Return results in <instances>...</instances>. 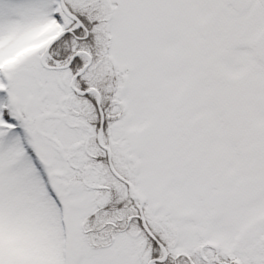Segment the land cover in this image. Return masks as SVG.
<instances>
[{"label":"snow or ice","instance_id":"obj_1","mask_svg":"<svg viewBox=\"0 0 264 264\" xmlns=\"http://www.w3.org/2000/svg\"><path fill=\"white\" fill-rule=\"evenodd\" d=\"M0 264H264V0H0Z\"/></svg>","mask_w":264,"mask_h":264}]
</instances>
